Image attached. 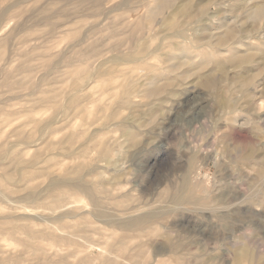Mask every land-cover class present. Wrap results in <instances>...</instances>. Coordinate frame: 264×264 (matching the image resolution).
I'll use <instances>...</instances> for the list:
<instances>
[{
  "label": "rangeland",
  "instance_id": "374dc122",
  "mask_svg": "<svg viewBox=\"0 0 264 264\" xmlns=\"http://www.w3.org/2000/svg\"><path fill=\"white\" fill-rule=\"evenodd\" d=\"M23 1L24 0H0V24H1L0 25V32H1L0 33V67L5 68L4 71L8 69L9 71L11 70L13 72L14 76L12 75L11 76L12 78L14 77V80L12 78H11L12 80L10 79L12 82H16L17 81L16 79L21 80V82L18 81L20 82L19 84L16 82L19 85V86L17 85V88H11V87L7 88L8 85L16 87L15 86L16 83L12 85L11 84L7 85L5 81H3V79L5 80V77H4L5 75H3L4 72L2 73L1 71L2 68H0V74H1L0 76V80H1L0 81V95L3 94L1 95L2 97L0 96V121L2 122V124L0 122V133L3 131L0 134V141H2V144L4 145V147L6 145L9 146V147L6 146L7 148L5 147V149H7L9 153L16 152V151L20 152L18 154V159H19L18 165H20V168H16L17 170L15 169L14 173H12L13 170L11 171L12 179L7 178L9 181L4 180L6 179V177H5V174L3 173V169L7 165L9 166L10 163L7 161V159L3 160V162L0 161L2 163V164L0 163L1 165L0 166V173H1L0 177H3L4 181L1 178L0 179L1 181H3V183L6 182V184L4 185L6 187V191L8 192V193L6 192V197L0 196V228H1L0 229V235H1L0 236V248H1L0 261L4 260L6 261L5 262L6 264H60V263L61 264H110L108 260H111L110 261L111 264L112 262H117V261H118L117 263L121 262V264L122 263L123 264H140V263L141 264H158L157 261L164 262L165 264H168V263L169 264H182V263L183 264H264V172H262L264 170V67H262L261 61L259 60L260 55L258 54L253 58L252 65L251 63L249 65H241V64L237 65V63L233 64L231 62L230 63L229 62H226V63L225 62H222V63L214 62L208 65L205 68V71L210 73L213 79L215 78L214 88L203 89L200 85L199 80L196 78L193 79V77H191V79H189L188 81L189 82L187 85L188 89L186 88V85H185V88H183V86H181V89L180 87H178L175 91L176 92L175 95L171 96L170 98H166L164 106L161 108V110L159 109V111H157L158 113L156 112V114L155 112L153 113L151 110L153 109L154 103L158 102L157 101L158 99L147 98L145 96L143 97L142 94L138 93L140 87H137L139 88L138 90H134L136 86L133 89L134 94L132 93L131 100L135 104H138V105L137 106L132 105L133 108L132 106L131 108L130 107L129 108L128 107H118L116 103L117 102L116 98L118 97L119 92H120V89H118L120 87L119 83L121 84L124 81L123 79H125L126 75L124 74L121 75L116 70L120 68L130 67L132 71L133 70L134 71L132 72L130 69L129 71L132 74H130L129 72V76L132 75L131 76L133 77L132 79L134 78L136 79V77H138L139 79L141 78L139 76L143 77L146 74V70H145L146 64L160 66L162 63L160 61L161 56L159 55L163 54L164 52H167L171 48L170 44L172 42L178 41V40L180 41L179 38H176V37L174 38L173 36L170 35L172 33L175 34L174 33L175 27H172L171 29L170 28L171 24L170 26L168 24L175 23V26H176V24L177 25L180 24L179 23L180 21L183 24L181 25V27L188 28V30L185 31V34H187L188 36V34H193V32L191 31V28H189L190 25L186 27L188 25L186 21L187 19H184L185 20L184 21L181 18L180 20L178 17L176 18V16L174 15V18L177 19V20L176 19L174 20H176L178 23L174 20L172 21L173 15H171L172 17L169 16L170 11H172L171 9V10L165 11L166 13L163 14V17L166 15L165 16L166 18L164 17V20H163L164 22L162 21L160 23V26H159V23L157 24L154 22L155 24L152 23L151 25H148V27L143 28L142 29L143 32L140 29L139 30L141 31L140 33L139 31H137V29H134L133 31L132 26H134V23H131L133 24L132 26L130 25L131 27L128 24H130V21L135 22L138 16H140L141 18L144 17V14L146 12L144 7H146L147 9V6L150 2L149 0H146L148 1L146 2L148 4L145 3L146 6H144L145 0L144 1L142 0L143 2L141 0H109L110 2L108 0H107L108 2H106V0H103L104 2L102 0H95V1L94 0L93 1L92 0L91 1L90 0L88 1L86 0H82V1L80 0H68V1L66 0H25L24 2ZM96 1H99L98 2L99 6L101 7L103 6L102 7L103 13H101V7H99L100 13L99 12L93 13L94 16L96 15L95 17H97V19L95 17L93 18V16L90 17V15H92V12L95 11V8L98 7V6L94 7L95 6L94 4L96 3ZM188 1H191V0H188ZM203 1L204 0L202 1L192 0L191 1L193 4H196L197 2L198 3L201 2L197 6L194 5V7H192L191 9L192 11H194L195 16L199 18L198 19L199 22L197 23L198 27L194 24V25H191V27L193 28L201 29L200 25L202 23L200 22V19L202 18V16L198 12L199 11L198 7L200 6V4L202 3L204 4ZM205 1L206 2L207 1H212V2L217 1V3H219L220 5L219 7L222 8L221 10H218L219 11L218 13H216L217 8H215L214 5H210L209 12L212 14L216 13L215 17L213 18L212 24L209 23L210 28H213V26L217 27L216 22H220L221 20H223V18H226L227 23H231L233 21L231 25H234V21H236L237 19V20H240L241 23L244 22L243 24L244 27L249 29V30L248 29L246 30L249 33L251 40L253 39L252 41L250 40L251 42L253 41L254 42L256 41L264 42V20L263 19L259 23L256 22L257 24L256 23L252 24L251 22L245 21L244 19L241 18L242 11L237 10L238 9L237 6L236 7L232 6L234 0H205ZM255 1L256 0H253L252 2H255ZM86 2H88V4H86ZM100 2H102L103 5ZM140 2L143 4L141 5ZM67 3H69L70 5H67ZM78 3L81 4L83 9L85 7L86 9L89 8L87 10L88 13L83 12V9H81V6ZM124 3H126L127 5H125ZM114 4L116 8H114L115 7ZM109 6L113 7V9ZM195 6L197 7V9L195 8ZM90 7L91 8L93 7L94 9L91 10ZM108 7L113 11H111ZM103 8H105L106 11H104L105 9ZM69 10L72 12L74 10L75 11L74 14L78 16L76 15L74 16L72 12H69L71 13L69 14L67 12ZM223 10L224 11L226 10V11L224 12ZM79 12H81L80 13L81 15L79 14ZM105 12L109 14L108 15L109 17L111 16L109 19L106 16ZM117 12H119L120 15ZM97 14H99L100 16L101 14H103L104 16L102 15L101 17H99V15L97 16ZM46 15L48 16L47 19H45ZM167 15L171 17V19L169 17L167 18ZM105 16L107 17V19L106 18L104 19ZM112 17L114 18L115 21H117L116 25L117 24L121 25L120 26L121 28L119 29H121L122 31L115 29L116 28L114 26L115 21L113 20ZM87 18H89L88 19L89 21L87 20ZM134 18L136 20H133ZM110 19H112L113 21ZM169 19L171 20V22L167 21ZM42 20L43 22H41ZM95 21L97 22L95 23ZM103 21H107L110 25L109 24L106 25V22L104 23ZM183 21L184 23H187V24H184ZM93 22L94 24H92ZM162 23L163 24L165 23L164 25L165 26L167 25L170 30L168 29L167 26L165 27ZM96 24H98L99 27ZM248 24L250 26H248ZM100 25H104V26L103 27L101 26L100 28ZM126 25L129 28H127ZM152 25H154V27L155 25L157 26L153 29L151 27ZM94 26H95V29H94L95 31H93ZM44 27L46 28V30ZM103 28H105V30ZM112 28L115 29L114 31L117 33H115L114 31L112 33L110 31L112 30ZM123 28L124 29L126 28L127 31L131 28L132 31L130 29L131 33L129 31L128 33L126 29L123 31ZM149 28L151 29V31ZM240 28H242V26ZM51 29H54L55 31L54 30L51 31ZM88 29L90 30L92 29L91 31L93 32H91ZM144 29L145 30L147 29L148 31L144 32ZM100 30L102 31L101 34L104 33L103 35L105 38L103 37V35L101 36V34L99 33L101 32ZM50 31H51V34L52 33L53 34L52 35L50 34L49 36L48 34L50 33ZM69 31L72 33H70ZM76 31L78 34L76 33ZM96 31L100 35H98ZM106 31L107 32L110 31L111 33H107ZM125 31L128 33V37ZM169 31H171L172 33ZM54 32H55V35H54ZM118 33H120L121 35L120 34L118 35ZM115 34H117V39H119L120 36L124 35L123 37H121V39L122 41L123 40L126 41V39L127 40L129 39L128 44L127 42H123V43H126L125 47H121L123 44V43H120L121 40L119 39L120 41L119 42L117 39H115V41L117 40L116 41L117 43L119 42L121 44V46L119 47L120 44L118 43V46L116 47L117 43H115L114 45L113 42L115 41L112 40L116 38ZM138 34H141L139 36V39H137ZM39 35L40 37L44 35L42 36L43 38H40L42 42L46 41L47 39L49 40H47V42H45L44 44L41 42V40H38ZM169 35L171 36V38ZM34 36H38V39ZM54 36H57V37H54ZM96 37L99 38L100 40L97 39ZM22 38L24 39L21 41ZM134 38L137 40H135ZM30 39L32 40V43L34 42V39H36L38 44L42 43V45L40 44H39L40 46L38 44L35 45L36 40H35V43H33L32 45V43L30 42L31 41ZM59 39L60 40L62 39V40L60 41ZM74 39L77 42L76 44H79V45L75 44ZM96 40L97 41L99 40L101 42V45L111 40L113 44L111 43L109 44H111L113 47L118 48L120 53H117L118 50H114L116 48H113V47L111 48V45L108 46L107 45L108 43L105 44L106 46L104 45V47H101L100 42H97ZM55 41L57 42V44H55ZM81 41H84V42L88 41V44L90 43V45L92 44V42L93 44L98 43L96 46L100 45V48L103 51L99 49V51H101L99 52L98 47H97V53L93 52L92 54L94 55L95 53V54H98V56L97 55L91 56L92 54L91 55L89 54L90 57L94 58L92 59L88 55V50L87 51L85 50V47L88 46L86 45L87 42L85 43L86 46L84 47V49H82V50H85L86 52L80 51V48L84 46V42L80 43ZM64 42H66L67 44L69 43L67 47H66V43ZM134 42H135V45L137 44L136 46L133 45ZM145 42L148 44H145ZM20 44H23V45H20ZM70 44H72L73 46ZM81 44L82 46H80ZM34 46H35V49H34ZM68 46H70V48ZM78 46L80 47L79 50L77 48ZM141 47L145 48L144 52H146V55L145 53H143V51L139 53L140 52L139 50ZM11 48H12V51H11ZM120 48H125V49L127 48L126 54L125 52L123 53L125 49L120 50ZM137 48H138V51H137ZM2 50L4 51L2 52ZM70 50H73L74 52ZM76 50L79 51L77 52L79 53L78 55L75 52ZM36 51L38 55L36 54ZM129 51L131 53H128ZM132 51L134 52L132 53ZM106 52L108 53V55ZM148 52H150V54H147ZM84 53H86V55ZM100 53L103 55V58H100L102 55H100L99 57ZM119 54L121 55L119 56ZM74 55L77 56L76 59ZM78 56L80 58H78ZM85 56H86V59L90 58L88 60H90L89 62L91 65L94 64L93 62L94 60H97V62L95 63L96 64L98 63L99 67H98V64L97 65L95 64L94 70L98 68L100 69L101 66L103 67L102 69H105V66H107L106 69H110L113 71L112 78H111L112 80L110 79V81L109 79L107 80L108 77H106L105 75L104 76L106 78H102L103 77L102 76L100 78H95L96 81H94L95 79L93 80L94 81L93 83L96 84L100 82L99 79H102L101 81L103 82H100V83L103 84L105 82L106 84H103V86L104 85L108 86L109 90H111L112 92L110 91V93H108L109 92L108 90H107L108 92L107 91L106 93L104 92L103 99L100 102L97 101L98 94L93 97H89L86 100H83L82 103L84 107H86V109H90L88 111L89 116L85 117L80 112L72 110L74 112L69 111L67 113V116L58 115V116L53 117V111H52V108H50L49 103H47L48 105L46 104L47 105L46 109H45L44 103L40 105L39 104L36 105L35 101L38 102V98L35 101L34 99H36V97H38V95L42 91H45L46 87H48L47 90H49V88L52 90L53 88L51 87L54 86V88L56 89H53L54 90L53 92H55L56 90L57 91L59 90L61 85H63L62 80H64V82L67 81L64 76L60 75L61 72L63 73L64 70L70 69V67L75 66L74 63H77L78 65H81V64L88 65L89 62L88 60L85 59ZM96 56L97 58L101 59V62H100V59L98 62V59L96 58ZM127 56L133 58L134 63L133 61L129 62L131 61V59ZM140 56L144 58L142 57L140 58ZM125 57L129 60H127ZM41 58L43 59L41 60ZM115 58H116V61L118 62H115L114 60ZM44 59L47 60V65L51 64L52 66L51 65L47 66L46 61ZM135 59L136 60L141 59L142 61L138 60L135 62ZM20 60L22 64H20ZM24 60L27 62V65L28 63L30 64L29 66H31V64L33 65L31 67L26 66L27 68L29 67V70H27L26 67H24L26 71H21L23 70L22 67L24 66V64L26 65V62ZM68 60H70L71 62ZM102 62L103 64H101L100 66V63ZM137 62L143 65L141 66ZM3 63H4V66L2 65ZM68 63L69 64L71 63L72 66L70 67L67 66ZM44 64L46 67L44 66ZM7 65L8 66L12 65L11 68L13 70ZM19 65L22 68L21 70L18 69L20 67ZM96 66L97 68H95ZM31 68H32V71L30 70ZM247 68L249 69V71L248 73L244 75L243 74L244 70H246ZM37 69L42 72L38 71ZM90 69L93 70V66L92 67L90 66ZM27 71L28 72L30 71V73L32 74L27 75L28 73ZM24 73H26V75ZM54 75L62 76L61 78H59V80H58V77L55 78V80L57 79L56 82L58 81V83H56L55 80L54 82L52 81ZM136 75H139V76H136ZM24 77H28V80H26L28 81V83L25 81V79L27 78H24ZM30 77H31V80H30ZM240 77H243V78H240ZM248 78H250V80L253 82L249 80L247 81L248 84L247 82L244 83L245 86L243 87L242 90L236 86L237 83L240 84V81L244 82ZM109 83L111 84L108 85ZM251 84L253 85L251 86ZM24 85H26L27 87ZM57 86H58V89H57ZM39 87H42L41 88L42 91L39 89ZM116 89H117V92L119 91L118 93L116 92V94L118 95L113 94L116 91ZM107 93H108V96H107ZM46 95H49V94H46ZM139 99L141 100L139 101ZM108 100L110 101L107 102ZM224 101L228 104L230 103L229 104L230 106L227 108H224L222 105V102ZM30 103H32V105ZM8 105L9 106L11 105L10 109H8L9 108L7 107ZM33 105L34 106L36 105L37 107L36 106L34 107ZM42 105L44 107H42ZM21 107L22 108L28 107V109L29 108L36 109L39 112L35 110H32V112H35V114L37 115L39 114V116H42L43 118H46V119L49 118L47 119V121H49L50 125L47 126L45 132L43 133V135H41L43 136L42 137L43 139H41L40 135L38 136L39 133H35V138L37 134V138H36L37 142L35 143H29L30 141L21 140L20 137H17L19 135L16 136V133H14L13 129H15L17 126H21L22 124H24L23 122L26 121V123L21 128L23 129L25 128L24 130L26 132L30 131L32 127V124L27 122L26 114L23 111H20L22 110ZM41 108H43V110ZM39 109L42 111H40ZM105 110H106V116H105ZM97 113L99 115H97ZM123 115H126V116H123ZM128 115L131 117L132 115H135L134 118H136L139 122L141 121L139 123L140 128L135 123H132L129 120H127L129 118ZM56 117L57 118L59 117V118L57 119ZM230 117H235L237 118L238 121L234 125L232 124L228 125V120L226 119H229ZM23 118H25L26 120ZM53 118H56V119H53ZM73 119H74V122H73ZM3 123H5L6 125ZM18 123H20V125H18ZM53 126L54 128L57 126L58 127L55 128V130H53L54 129ZM68 126H71V127H68ZM125 127L132 129L139 135L138 142H136L135 145H132V147L131 145H129V143L125 142L122 136V131ZM46 132H49V133H46ZM50 134L52 135V137L50 136ZM69 134L75 136L73 138V142H72L73 144L71 143L67 144L66 146L63 147V149L58 148L59 146H57V143L55 142L57 140L59 141L63 139ZM44 139H46V141ZM103 140L105 141L103 142ZM16 141L18 142V144H16L17 143ZM21 142L24 144H21ZM51 144L54 147L51 146ZM15 145L17 147H14ZM49 145H50V148H49ZM43 146L45 149L43 148ZM101 147L102 149H104L103 147L108 149L106 150L108 153L105 155V157L101 155L100 153L101 152L100 150H102ZM41 149L44 152H42ZM37 153H39L38 156L35 155ZM46 153L49 155H47ZM35 156L37 158H34ZM35 159L37 160V162ZM78 160H81V161H79L78 163ZM48 161H51V162H48ZM30 162L33 164L31 165ZM81 162L84 163L86 167H84V165ZM78 164L79 165L81 164L84 167L83 168L84 171H82V173L80 174L82 182H84V184L90 185L95 190L93 194V198L95 199L99 197H100L99 199L102 198L101 201L98 200V203L100 202L98 205L99 206L101 205V208H98V209H101L105 213L107 211H108L107 213H110V212L112 213L117 210L116 213H112L111 215H114V216L119 215L120 217L121 215L122 217L123 216L127 217V216H130L131 214L132 216L133 214H135L134 216H138L143 213L150 212L152 210H156V211L158 210L156 212V215L151 214L149 218L147 217L146 219L147 222H145L139 228H135V229L132 227H128V228L122 227L121 228L116 222H114V220L97 219L99 217L95 215L96 207H94V203L92 202V197L89 195H88L89 197H85L87 196V194L82 190L81 192L80 189H76L73 185H67V184L62 185L63 183L62 184L60 183L58 184V186L54 187L55 189L45 188V186H47L48 184L47 181H50V179L52 178H64L68 170L76 168L75 166L76 165L78 166ZM1 167L3 169H1ZM21 169L25 173H23ZM260 171L262 175H258ZM20 172H22V175ZM28 173L31 174V177H30L31 179H29L28 177L27 180H24L26 178V174ZM23 174L25 176H23ZM44 178L46 179V181ZM8 182H11V183L7 184ZM33 187H36V188L38 187L39 189V191L37 190L38 193L32 194L31 190ZM128 188L130 189V191ZM53 191L58 192V193L63 192L61 196L59 197V200L54 199V197L52 196ZM118 191H121V192L119 193ZM180 194L181 195L183 194L182 196L186 194V197H184V199L180 202H177V203L174 202V198ZM89 198L91 199L89 200ZM187 199L189 201H187ZM90 202L93 204H91ZM102 204L103 205L105 204L104 207L102 206ZM105 206L107 207L106 209H105ZM127 207H133V208H131L127 212H124L125 213L124 215L123 213L119 212V211L122 212V210L126 209ZM85 208L88 210H86ZM109 208H112V209L109 210ZM62 209L64 210L62 211ZM80 209H81V212H80ZM90 210L95 211V212H92ZM17 211L18 213H15ZM150 217L152 218L150 219ZM15 223H18V224H15ZM1 225L4 228H2ZM6 226L8 228L14 227L12 228L13 231L8 228L6 229ZM23 227L25 228V230ZM15 228L18 229L19 231L17 230L16 232ZM28 228L32 231L35 230L34 232H36L35 234L36 236L33 235L32 238H30L31 236H29V233H28L30 230H28ZM20 229L23 230V232L21 233L24 234V236L19 233L20 231H22ZM7 231L11 232L12 236H10L11 234L8 233ZM4 232L6 235L3 234ZM51 232L52 234H50ZM43 233L46 234L45 235L46 238L43 236L44 235ZM53 233H54V237H53ZM27 235L29 236V239L27 238L28 237ZM37 236L39 238H37ZM21 237H25V239L22 238V240L24 239L23 241H25L27 238L30 242H31L30 239H32V241L34 242V239L36 238L35 243L39 239L40 240L42 238H43L42 240L45 239L46 241L45 242L43 241L44 243L42 241L40 242L37 241V243H40L42 247H46L45 251L42 248V250L40 249L36 255L32 254L33 252L30 253V251L27 250L28 247L26 248L25 242L23 243V241L21 240ZM59 238L60 240L62 238V240L59 241L58 240ZM52 239L54 243H52L51 241ZM66 240L68 243L66 242ZM20 241L22 242L19 243ZM41 242L45 246H43ZM20 247L23 249H21ZM7 248L9 249L7 250ZM24 248L27 250V252ZM245 249H247L249 252V257H246V258H244L243 255H241L242 251ZM12 250L15 252H13ZM22 250H25V251H22ZM41 251L45 255L44 254L42 255ZM20 252H22V254H20ZM2 254L3 256H1ZM98 254H100L99 257H97ZM103 254L107 256H104ZM114 257H118L120 259L114 258ZM11 258H13L14 261H12ZM9 260L11 261L9 262Z\"/></svg>",
  "mask_w": 264,
  "mask_h": 264
},
{
  "label": "bare ground",
  "instance_id": "6f19581e",
  "mask_svg": "<svg viewBox=\"0 0 264 264\" xmlns=\"http://www.w3.org/2000/svg\"><path fill=\"white\" fill-rule=\"evenodd\" d=\"M25 1V0H24ZM23 1V2H24ZM66 1H68V0H66ZM80 1H82V0H80ZM80 1H78V2H80ZM86 1H88V0H86ZM91 1V0H90ZM93 1V0H92ZM95 1V0H94ZM103 1V0H102ZM109 1V0H108ZM107 0H106V2H108ZM142 1V0H141ZM144 1V0H143ZM142 1V2H143ZM150 2H149V4L148 3H146V2H148V1H146L145 0V2H144V6H146V4H148V6H147V9H146V7H144L145 8V10H146V12H145V14H144V17L143 18H141L140 16H138V17H140L141 18V20H140V18H138L137 17V20L134 18L133 20H136L135 22L134 21H130V24H128L129 26L131 25H133V24H131V23H134V26H132V28H133V31H134V29H137V31H139L140 29L142 30L143 28H146V27H148V25H151L152 23H159V26H160V23L164 20V17L166 16H164L163 17V14H165L166 12L165 11H168V10H171L172 9V11H170V15L169 16H171V15H173V19H172V21L174 20V19H176L177 17L181 20V18L184 20V19H187L186 21H187V23H188V25L186 26V27H188L189 25H190V27L189 28H191V31L193 32V34H188V36H187V34H185V31H187L188 30V28H185V27H181V25H183L180 21H179V25H177L176 24V26H175V23L173 24V23H166V24H168L169 26H170V24H171V29H172V27H175L174 28V33L175 34H173L171 31H169V32H171L172 34H170L171 36H173L174 38L176 37V38H179L180 39V41L178 40V41H174V42H172L170 45H171V48L167 51V52H164L163 54H161V55H159V56H161V65L160 66H155V65H150V64H146V74H145V76H139V75H136V76H139V77H141V78H139L138 79V77H136V79L134 78V79H132L133 77H131L132 75H130L129 76V70L131 69L130 67H128V68H120V69H118V70H116L119 74H121V75H126V77L125 76H123V77H125V79H123L122 81V83L120 84L119 83V85H120V87L118 88V89H120V92H119V95L118 94H116V92H117V89H116V91L113 93V94H116V95H118V97L116 98L117 100V105H118V107H130L131 108V106L132 105H138V104H135L132 100H131V95H132V93L134 92L133 91V89L135 88V86H136V88L137 87H140V89L139 88H135L134 90H138L139 89V91H138V93H140V94H142L143 95V97L145 96V97H147V98H155V99H158L157 101L158 102H156V103H154V105H153V109L151 110L153 113L155 112V114H156V112L157 111H159V109L161 110V108L164 106V104H165V101H166V98H170L171 96H174L175 95V91H176V89L178 88V87H180V89H181V86H183V88H185V85H186V88H187V85H188V81H189V79H191V77H193V79L194 78H196V79H198L199 80V82H200V85H201V87L203 88V89H212V88H214L215 87V78L213 79V77H212V75L210 74V73H208V72H206L205 71V68L208 66V65H210V64H212V63H222V62H231V63H237V65H239V64H241V65H249L250 63H251V65L253 64L252 62H253V58L256 56V55H260L259 56V60L261 61V65H262V67H264V42L263 41H256V42H251L252 40H251V37L249 36V33L247 32V30L246 29H248V28H246V27H244V22H240V20H237L236 19V21H234V25H231L232 23H233V21L231 22V23H227V20H226V18H223V20H221L220 22H216L217 23V27H214L213 26V28H210V25H209V23H211L212 24V22H213V18L215 17V15H216V13H218L219 11L218 10H221L222 8L221 7H219L220 5H219V3H217V1H203L204 2V4L202 3V4H200V6L198 7V9H199V13L201 14V16H202V18L200 19V22L202 23L200 26V28L201 29H199V28H193V27H191V25H196L197 26V23L199 22V18L198 17H196L195 16V13H194V11H192L191 9H192V7H194V5H199V3H201V2H197L196 4H193L191 1H188V0H149ZM202 1V0H201ZM253 0H234V2H233V4H232V6H237L238 7V9L237 8H235V9H237V10H241L242 11V16H241V18L242 19H244L245 21H248V22H251L252 24L254 23H259V22H261L262 21V19L264 20V0H256L255 2H252ZM16 2V1H15ZM99 1H96V3L95 2H93V3H95L94 5V7H96V6H98L97 8H95V11H93L92 12V15H90V17L91 16H93V18L96 16H94L93 15V13L95 12H99L100 13V10H99V7H101V6H99L98 3ZM104 2V1H103ZM110 2V1H109ZM118 2H120V1H118ZM128 2V1H127ZM138 2V1H137ZM214 2H216V3H214ZM30 3V2H29ZM90 3V2H89ZM101 4H102V2H100ZM135 3V2H134ZM141 3V2H140ZM146 3V4H145ZM222 3V2H221ZM220 3V4H221ZM34 4V3H33ZM44 4V3H43ZM79 4V3H78ZM86 4H88V2H86ZM120 4V3H119ZM125 5H127L126 3H124ZM143 3H141V5H142ZM67 5H70L69 3H67ZM80 6H81V4H79ZM78 5V6H79ZM84 5V4H83ZM103 5V4H102ZM106 5V4H105ZM118 5V4H117ZM140 5V4H139ZM210 5H214L215 6V8H217V10H216V13L214 14H212V13H210L209 12V7H210ZM43 6V5H42ZM57 6V5H56ZM79 6V7H80ZM114 6H115V4H114ZM195 6V8L197 9V7ZM103 7V6H102ZM102 7H101V13H103V10H102ZM109 7H111V6H109ZM108 7V8H109ZM231 7V6H230ZM78 8V7H77ZM91 8V7H90ZM112 9H113V7H111ZM114 8H116V6L114 7ZM118 8H119V6H118ZM123 8V7H122ZM194 8V9H195ZM81 9H83L82 8V6H81ZM89 9V8H88ZM88 9H86V7L83 9V12H85V13H88ZM92 9H94L93 7L91 8V10ZM103 9H105V8H103ZM110 9V8H109ZM139 9V8H138ZM231 9V8H230ZM19 10V9H18ZM31 10V9H30ZM30 10H29V12H30ZM64 10H66V9H64ZM78 10V9H77ZM80 10V9H79ZM85 10V11H84ZM91 10H90V12H91ZM99 10V11H98ZM108 10V9H107ZM111 10V9H110ZM122 10V9H121ZM45 11V10H44ZM87 11V12H86ZM104 11H106V9L104 10ZM111 11H113V10H111ZM124 11V10H123ZM208 11V12H207ZM224 11V10H223ZM226 11V10H225ZM224 11V12H225ZM21 12V11H20ZM25 12V11H24ZM68 13L69 12H72V11H67ZM74 10H73V12H72V14L75 16L76 14H74ZM77 12V11H76ZM192 12H193V14H192ZM196 12V11H195ZM3 13V12H2ZM81 12H79V14H80ZM106 13V12H105ZM108 13H110V12H108ZM117 13H119V12H117ZM239 13V12H238ZM7 14V13H6ZM35 14V13H34ZM69 14H71V13H69ZM78 14V13H77ZM83 14V13H82ZM126 14H128V13H126ZM130 14V13H129ZM221 14V13H220ZM226 14V13H225ZM230 14V13H229ZM43 15V14H42ZM65 15H67V14H65ZM81 15V14H80ZM79 15V16H80ZM85 15V14H84ZM99 14H97V16H98ZM103 14H101V16H102ZM109 14H107L106 13V16L108 17V19L111 17H109L108 16ZM114 15V14H113ZM119 15H120V13H119ZM124 15V14H123ZM122 15V16H123ZM174 15L176 16V18H174ZM231 15V14H230ZM61 16V15H60ZM74 16H73V18H74ZM76 16H78V15H76ZM88 16V15H87ZM100 15H99V17H101ZM104 16V15H103ZM104 17V19L106 18L107 19V17ZM128 16V15H127ZM168 15H167V18L169 17ZM5 17V16H4ZM47 15H46V18L45 19H47ZM120 17V16H119ZM118 17V18H119ZM125 17H126V15H125ZM172 17V16H171ZM171 17H169L170 19H171ZM41 18V17H40ZM69 18V17H68ZM96 19H97V17H95ZM113 18V17H112ZM117 18V19H118ZM131 18V17H130ZM163 18V19H162ZM166 18V17H165ZM42 19V18H41ZM54 19V18H53ZM80 19H81V17H80ZM89 18H87V20H88ZM102 19V18H101ZM103 19V20H104ZM116 19V18H115ZM167 20L168 22L170 21L171 22V20ZM83 20V19H82ZM86 20V19H85ZM93 20V19H92ZM110 20H112V19H110ZM113 20H114V18H113ZM112 20V21H113ZM121 20V19H120ZM131 20V19H130ZM139 20V21H138ZM177 20V19H176ZM176 20H174V21H176ZM38 21H39V19H38ZM37 21V22H38ZM74 21V20H73ZM89 21V20H88ZM102 21V20H101ZM109 21V20H108ZM115 21V20H114ZM158 21V22H157ZM166 21V20H165ZM185 21V20H184ZM184 21H183V23H184ZM189 21V22H188ZM219 21V20H218ZM35 22V21H34ZM41 22H43V20L41 21ZM71 22V21H70ZM97 21H95V23H96ZM104 23L106 22V25L107 24H109L107 21H103ZM111 22V21H110ZM116 22L117 21H115L114 22V26L116 27L115 29H118V30H121V29H119V28H121L120 26V24H117L116 25ZM144 22V23H143ZM164 22V21H163ZM177 22V21H176ZM39 23V22H38ZM119 23V22H118ZM123 23V22H122ZM154 23V24H155ZM178 23V22H177ZM187 23H184V24H187ZM256 23V24H257ZM23 24V23H22ZM41 24V23H40ZM59 24V23H58ZM85 24V23H84ZM92 24H94V22L92 23ZM99 24V23H98ZM98 24H96L98 27H99V25ZM113 24V23H112ZM163 24V23H162ZM161 24V25H162ZM165 24V23H164ZM163 24V25H164ZM200 24V23H199ZM241 24V25H240ZM1 25V24H0ZM25 25V24H24ZM69 25V24H68ZM73 25H74V23H73ZM110 25V24H109ZM119 25V26H118ZM29 26V25H28ZM55 26V25H54ZM70 26H72V25H70ZM81 26V25H80ZM89 26H90V24H89ZM101 26L103 27L104 25H100V28H101ZM117 26H118V28H117ZM130 26V27H131ZM157 25H155V27H156ZM165 26V25H164ZM167 26V25H166ZM165 26V27H166ZM242 26V28H240ZM245 26H247V25H245ZM248 26H250L249 24H248ZM18 27V26H17ZM21 27V26H20ZM23 27V26H22ZM26 27V26H25ZM46 27V26H45ZM44 27V28H45ZM92 27V26H91ZM110 27V26H109ZM123 27V26H122ZM125 27V26H124ZM126 27L127 28H129L127 25H126ZM153 29L155 28L154 27V25H152L151 26ZM150 27V28H151ZM168 27V26H167ZM177 27V28H176ZM198 27V26H197ZM38 28V27H37ZM36 28V29H37ZM43 28V29H44ZM57 28V27H56ZM61 28V27H60ZM89 28V27H88ZM97 28V27H96ZM99 28V29H100ZM106 28V27H105ZM105 28H103L104 30H105ZM149 28V29H150ZM162 28V27H161ZM240 28V29H239ZM258 28V27H257ZM95 29V26H94V28H93V31H95L94 30ZM98 29V28H97ZM96 29V30H97ZM110 29V28H109ZM115 29H113L112 28V30H110L112 33H113V31L115 30ZM126 29V28H125ZM124 28H123V31L125 30ZM131 29V28H130ZM130 29L128 30L130 33H131V31H132V29H131V31H130ZM168 29H169V27H168ZM167 29V30H168ZM237 29H239V30H237ZM40 30V29H39ZM45 30H46V28H45ZM52 30H54V29H51V31ZM57 30H59V29H57ZM70 30V29H69ZM88 30H90V29H88ZM87 30V31H88ZM92 30V29H91ZM90 30V31H91ZM107 30H108V28H107ZM170 30V29H169ZM190 30V29H189ZM200 30V31H199ZM241 30V31H240ZM246 30V31H245ZM249 30V29H248ZM257 30V29H256ZM7 31V30H6ZM19 31V30H18ZM51 31H50V33L48 34L49 36H50V34H51ZM55 31V30H54ZM93 31H91V32H93ZM101 31V30H100ZM110 31H106L107 33H111ZM122 31V30H121ZM126 31H127V29H126ZM125 31V33H127ZM136 31V32H137ZM145 31H148L147 29L145 30L144 29V32ZM150 31H151V29H150ZM149 31V32H150ZM165 31V30H164ZM31 32H32V30H31ZM42 32V31H41ZM44 32V31H43ZM48 32V31H47ZM58 32V31H57ZM70 32V31H69ZM80 32V31H79ZM115 32V31H114ZM128 32V33H129ZM135 32V33H136ZM140 33H141V31H139ZM142 32H143V30H142ZM159 32V31H158ZM1 33V32H0ZM4 33V32H3ZM2 33V34H3ZM20 33V32H19ZM64 33V32H63ZM68 33V32H67ZM70 33H72V32H70ZM73 33H74V31H73ZM76 33H77V31H76ZM96 33H98L97 31H96ZM100 34L102 33V31L101 32H99ZM98 33V35H100ZM115 33H117V32H115ZM124 33V34H125ZM128 33H127V37H128ZM134 33V32H133ZM53 34V33H52ZM51 34V35H52ZM78 34V33H77ZM81 34V33H80ZM104 34V33H103ZM103 34H101V36L103 35ZM120 33H118V35H119ZM168 34V33H167ZM24 35V34H23ZM54 35H55V32H54ZM65 35V34H64ZM86 35V34H85ZM85 35H83V36H85ZM88 35V34H87ZM112 35V34H111ZM116 35V38H114V39H112L111 37V39L112 40H114L115 41V39H117V34H115ZM115 35H113V36H115ZM121 35V34H120ZM132 35V34H131ZM141 34H138L137 36V39H139V36H140ZM149 35V34H148ZM163 35V34H162ZM169 35V36H170ZM13 36V35H12ZM42 36H44V35H42ZM40 37V35H39V39H38V36H34V37H36L38 40H41L40 38H43V37ZM66 36H67V34H66ZM65 36V37H66ZM77 36V35H76ZM101 36H100V38H101ZM124 36V35H123ZM123 36H118L119 37V39L121 40V42L119 41V39H117L120 43H123V42H127V44H128V40L126 39V41H122V39H121V37H123ZM166 36V35H165ZM169 36H168V38H169ZM171 36H170V38H171ZM184 36H186V37H184ZM20 37V36H19ZM32 37V36H31ZM33 37V38H34ZM54 37H57V36H54ZM64 37V38H65ZM74 37V36H73ZM103 37H104V35H103ZM125 37H126V35H125ZM135 37V36H134ZM148 37V36H147ZM153 37V36H152ZM160 37V36H159ZM167 37V36H166ZM9 38V37H8ZM29 38V37H28ZM45 38V37H44ZM97 38V37H96ZM105 38V37H104ZM162 38V37H161ZM253 38V37H252ZM10 39H12V38H10ZM24 38H22L21 39V41L23 40ZM32 39V38H31ZM30 39V40H31ZM47 39V38H46ZM46 39H44V40H46ZM55 39V38H54ZM77 39V38H76ZM84 39V38H83ZM97 39H99V38H97ZM135 39V38H134ZM137 39H135V40H137ZM163 39V38H162ZM254 39H256V38H254ZM35 40L36 39H34V42L33 43H35ZM47 40H49V39H47ZM47 40L46 41H44V42H42V40H41V42L42 43H44L45 44V42H47ZM57 40V39H56ZM60 40V39H59ZM62 40V39H61ZM60 40V41H61ZM79 40V39H78ZM86 40V39H85ZM100 40V39H99ZM97 41V42H100V41ZM116 40V41H117ZM133 40V39H132ZM143 40V39H142ZM160 40V39H159ZM251 40V41H250ZM27 41V40H26ZM67 41V40H66ZM71 41V40H70ZM74 41H75V39H74ZM89 41V40H88ZM88 41H81L80 43H83L84 42V46H82V44L80 45V46H82V48H80L79 46L77 47L78 48V50H79V48H80V51H84V52H86L87 50H88V55L90 54H92L93 52H96L97 53V47H98V51H99V49L100 50H102L101 48H100V45H101V42H100V45H98V46H96L97 44H93V42H92V44L90 45V43L88 44ZM95 41V42H96ZM102 41V40H101ZM108 41V40H107ZM113 42L114 43V45H115V43H117V42ZM134 41V40H133ZM147 41V40H146ZM151 41V40H150ZM149 41V42H150ZM168 41V40H167ZM31 43H32V40L30 41ZM29 42V43H30ZM72 42V41H71ZM87 42V44L86 45H88L87 47H85L86 45H85V43ZM118 42V43H119ZM169 42V41H168ZM23 43V42H22ZM26 43V42H25ZM33 43H32V45H33ZM42 43H39L40 45H42ZM64 43H66V42H64ZM77 42L75 41V44H76ZM104 43V42H103ZM106 43H108L107 45L108 46H110L111 44H113L112 42H111V40L110 41H108V42H106ZM105 43V44H106ZM109 43H111V44H109ZM118 43H117V45H116V47L118 46ZM119 43V44H120ZM139 43V42H138ZM36 44H38V42H37V40H36V43H35V45ZM38 44V45H39ZM55 44H57V42L55 41ZM69 44V43H68ZM67 43H66V47H67V45H68ZM73 44V43H72ZM72 44H70V45H72ZM105 44H102L101 45V47H104V45ZM125 44L126 43H123L122 44V46H121V44L119 45V47L121 46V47H125ZM132 44V43H131ZM144 44V43H143ZM145 44H148V43H146L145 42ZM150 44V43H149ZM11 45V44H10ZM20 45H23V44H20ZM39 45V46H40ZM60 45V44H59ZM76 45H79V44H76ZM124 45V46H123ZM133 45H135V42H134V44ZM137 45V44H136ZM135 45V46H136ZM151 45V44H150ZM31 46V45H30ZM44 46V45H43ZM56 46H58V45H56ZM73 46V45H72ZM75 46V45H74ZM106 46V45H105ZM127 46V45H126ZM167 46V45H166ZM24 47H25V45H24ZM33 47V46H32ZM60 47V46H59ZM69 48H70V46H68ZM84 47H85V50H82V49H84ZM113 46L111 45V48H112ZM116 47H113V48H116ZM143 47V46H142ZM140 48V52L139 53H141L142 51H143V53H145V55H146V52H144L145 51V48ZM145 47H147V46H145ZM148 47H149V45H148ZM170 47V46H169ZM27 48V47H26ZM25 48V49H26ZM62 48V47H61ZM69 48H67V49H69ZM76 48V49H77ZM7 49V48H6ZM30 49V48H29ZM34 49H35V46H34ZM33 49V50H34ZM36 49H37V47H36ZM110 49V48H109ZM121 49H125V48H120V50ZM136 49V48H135ZM27 50V49H26ZM45 50V49H44ZM66 50V49H65ZM73 50H74V48H73ZM73 50H70V51H73ZM78 50H76L75 52L77 53V52H79ZM114 50H118V48H116V49H114ZM126 50H127V48L123 51V53L125 52V54H126ZM4 50H2V52H3ZM11 51H12V48H11ZM20 51V50H19ZM103 51V50H102ZM119 51V50H118ZM117 51V53H120V51L118 52ZM136 51V50H135ZM137 51H138V48H137ZM158 51V50H157ZM48 52V51H47ZM51 52V51H50ZM74 52V51H73ZM91 52V53H90ZM99 52H101V51H99ZM98 52V53H99ZM114 52V51H113ZM134 51H132V53H133ZM161 52V51H160ZM16 53V52H15ZM24 53V52H23ZM65 53V52H64ZM107 53V52H106ZM105 53V54H106ZM115 53H116V51H115ZM128 53H131L130 51L128 52ZM138 53V52H137ZM152 53V52H151ZM19 54V53H18ZM26 54V53H25ZM36 54H37V51H36ZM42 54V53H41ZM48 54V53H47ZM75 54V53H74ZM79 53H77V55H78ZM80 54H81V52H80ZM85 55H86V53H84ZM102 54H103V52H102ZM101 53L99 54V57H100V55H102ZM105 54H104V56H105ZM134 54H136V53H134ZM147 54H150V52H148ZM4 55V54H3ZM3 55H2V57H3ZM20 55H21V53H20ZM19 55V56H20ZM38 55V54H37ZM45 55V54H44ZM52 55V54H51ZM54 55V54H53ZM55 55H57V54H55ZM60 55V54H59ZM83 55V54H82ZM88 55H87V57H88ZM90 55H89V57H90ZM95 55H97L98 56V54H95L94 53V55L92 54L91 56H95ZM107 55H108V53H107ZM113 55V54H112ZM121 54H119V56H120ZM123 55V54H122ZM139 55V54H138ZM158 55V54H157ZM65 56V55H64ZM70 56V55H69ZM73 56V55H72ZM97 56H96V58H97ZM115 56H117V55H115ZM114 56V57H115ZM126 56V55H125ZM131 56V55H130ZM133 56V55H132ZM148 56V55H147ZM18 57V56H17ZM16 57V58H17ZM51 57V56H50ZM56 57V56H55ZM61 57V56H60ZM63 57V56H62ZM74 57H75V59H76V57L77 56H75L74 55ZM123 57V56H122ZM127 57H129V56H127ZM142 56H140V58H141ZM153 57V56H152ZM26 58V57H25ZM54 58V57H53ZM78 58H80L79 56H78ZM84 58V57H83ZM90 58H92V57H90ZM90 58H88V59H90ZM95 58V59H96ZM100 58H103V55L100 57ZM100 58H97L98 59V62H99V59ZM126 58V57H125ZM124 58V59H125ZM130 59H131V61H129V62H132L133 61V58H131V57H129ZM135 58H136V56H135ZM142 58H144V57H142ZM159 58V57H158ZM157 58V59H158ZM23 59V58H22ZM33 59V58H32ZM43 58H41V60H42ZM52 59V58H51ZM70 59H72V58H70ZM85 59H86V56H85ZM88 59H86V60H88ZM92 59H94V58H92ZM91 59V60H92ZM119 59H120V57H119ZM123 59V58H122ZM122 59H121V61H122ZM127 59V58H126ZM149 59V58H148ZM2 60V59H1ZM26 60V59H25ZM24 60V61H25ZM37 60H38V58H37ZM45 60V59H44ZM74 60V59H73ZM115 60V62H118V61H116V58L114 59ZM127 60H129V59H127ZM138 60H141V59H135V62L136 61H138ZM27 61V60H26ZM25 61V62H26ZM32 61V60H31ZM46 61V65H47V60H45ZM68 61H70V60H68ZM77 61H78V59H77ZM90 60H88V62H89ZM103 61V60H102ZM106 61H108V60H106ZM142 61V60H141ZM151 61V60H150ZM7 62V61H6ZM10 62V61H9ZM28 62V61H27ZM27 62H26V65L24 64V66L22 67L23 68V70H21L22 68H21V66L18 68V66H17V68L19 69V70H21V71H26V69L27 70H29V67H31L33 64H31V66H29L30 64L28 63V65H27ZM33 62V61H32ZM31 62V63H32ZM43 62V61H42ZM71 62V61H70ZM94 62V64L93 65H91L90 64V62H89V64H90V66L92 67L93 66V70L92 69H90V66H89V64L87 65V64H81V65H78L77 63H74V65L75 66H73V67H70V66H72V64L70 65L69 63L67 64V66H69L70 67V69H67V68H65V69H67V70H64V68H63V73L61 72V74L60 75H62V76H64L65 77V79L67 80H65L66 82H64V80H62V79H60V80H62L63 81V85H59L60 86V88H59V90L57 91H55V92H53L54 90L53 89H56V88H54V86L53 87H51V88H53L52 90L49 88V90H47L48 89V87H46V89H45V91H42L41 90V88L42 87H39V89L42 91L41 93H42V95H41V93L38 95V97H36V99H34V101L35 100H37V98H38V102L37 101H35V103H36V105L37 104H43L44 103V106H45V109H46V106L48 105L47 103H49V105H50V108H52V111H53V117H55V116H58V115H66L67 116V113L70 111H72V110H75V111H78V112H80L83 116H89V110L90 109H86V107H84V105H83V100H86L87 98H89V97H93V96H95V95H97L98 94V99H97V101H102V99H103V94H104V92L106 93V91L108 92V93H110V91L111 90H109V87L108 86H103V84H106L105 82L102 84V83H100V82H103V81H101L102 79H99L100 80V82L99 83H96V84H94L93 82L94 81H96V79L95 78H100V77H102V78H106V77H108L107 78V80L109 79V81H110V79L112 78V74H113V71L112 70H110V69H106V67L107 66H105V65H103V66H105V69H102L103 67L101 66V64H103V62L102 63H100V66H101V68L99 69H95L94 70V66H95V62H97V60H94L93 61ZM92 62V63H93ZM100 62H101V59H100ZM124 62V61H123ZM125 62H127V61H125ZM140 62V61H139ZM144 62V61H143ZM19 63V62H18ZM73 63V62H72ZM106 63V62H105ZM133 63H134V61H133ZM138 63V62H137ZM136 63V64H137ZM142 63V62H141ZM158 63V62H157ZM10 64V63H9ZM20 64H22L21 63V60H20ZM56 64V63H55ZM54 64V65H55ZM80 64V63H79ZM98 64V63H97ZM96 64V65H97ZM138 64H140V63H138ZM3 66H4V63L2 64ZM15 65V64H14ZM37 65V64H36ZM41 65H42V63H41ZM49 65H51V64H49ZM49 65H47V66H49ZM53 65V66H54ZM141 65V64H140ZM139 65V66H140ZM143 65V64H142ZM141 65V66H142ZM216 65V64H215ZM240 65V66H241ZM257 65V64H256ZM5 66H6V64H5ZM8 66V65H7ZM12 66V65H11ZM11 66H8V67H10L11 68ZM26 66H29L28 68L26 67ZM44 66H45V64H44ZM52 66V65H51ZM60 66H62V65H60ZM137 66V65H136ZM136 66H135V68H136ZM140 66V67H141ZM217 66V65H216ZM236 66V65H235ZM24 67H26V69H24ZM37 67V66H36ZM36 67H34V68H36ZM38 67H39V65H38ZM46 67V66H45ZM98 67H99V64H98ZM138 67V66H137ZM139 67V68H140ZM218 67V66H217ZM250 67H252V66H250ZM0 68H2V73H3V75H5L4 77H5V80L3 79V81H5V83L8 85V84H14V83H20L21 82V80L19 79H16L17 81L16 82H12L11 80L13 79L14 80V77L12 78V76H14V74H13V72L10 70H8V69H6L5 71H4V69L5 68H3V67H0ZM16 68V69H17ZM41 68V67H40ZM39 68V69H40ZM95 68H97V66L95 67ZM144 68V67H143ZM142 68V69H143ZM12 69V68H11ZM17 69V70H18ZM43 69V68H42ZM45 69V68H44ZM55 69V68H54ZM53 69V70H54ZM58 69V68H57ZM61 69V68H60ZM13 70V69H12ZM31 71H32V68L30 69ZM38 70V69H37ZM49 70V69H48ZM38 71H40V70H38ZM46 71V70H45ZM58 71V70H57ZM62 71V70H61ZM131 71H132V69H131ZM134 71V70H133ZM132 71V72H133ZM136 71H138V70H136ZM141 71V70H140ZM248 71H249V69L247 68L246 70H244V75L246 74V73H248ZM19 72V71H18ZM28 72V71H27ZM26 72V73H27ZM40 72H42V71H40ZM39 72V73H40ZM145 72V71H144ZM26 73H24L25 75H26ZM29 73V74H28ZM27 73V75H30V74H32V73H30V71ZM37 73V72H36ZM117 73V74H118ZM118 74V75H119ZM130 74H132L131 72H130ZM137 74V73H136ZM2 75V76H3ZM12 75V76H11ZM22 75V74H21ZM34 75H35V73H34ZM43 75V74H42ZM45 75V74H44ZM47 75V74H46ZM49 75V74H48ZM59 75V74H58ZM106 77H105V76ZM141 75V74H140ZM251 75V74H250ZM0 76H1V74H0ZM33 76V75H32ZM53 76V75H52ZM62 76H55L54 75V77H53V80L52 79H50V80H52L53 82H54V80H55V78L56 77H58V80H59V78H61ZM134 76V75H133ZM18 77V76H17ZM16 77V78H17ZM64 77H63V79H64ZM135 77V76H134ZM245 77V76H244ZM248 77H249V75H248ZM12 78V79H11ZM22 78V77H21ZM24 78H27V79H25V81L26 80H28V77H24ZM23 78V79H24ZM36 78V77H35ZM47 78V77H46ZM50 78V77H49ZM240 78H243V77H240ZM247 78V77H246ZM11 79V80H10ZM48 79V78H47ZM95 79V80H94ZM245 79V78H244ZM30 80H31V77H30ZM57 80V79H56ZM56 80H55V82H56ZM94 80V81H93ZM112 80V79H111ZM120 80V79H119ZM239 80V79H238ZM250 80V78H248L247 80H245L244 82H241L240 81V84H238L237 83V87L238 88H240L241 90L243 89V87L245 86L244 85V83H246L247 81H249ZM1 81V80H0ZM18 81H20V82H18ZM33 81V80H32ZM47 81V80H46ZM98 81V80H97ZM108 81V82H109ZM114 81V80H113ZM251 81V80H250ZM23 82V81H22ZM27 83H28V81H26ZM107 82V81H106ZM119 82V81H118ZM251 82H253V81H251ZM4 83V84H5ZM16 83V87H14V86H7L6 84V86H7V88H9V87H11V88H17V84ZM24 83V82H23ZM26 83V84H27ZM47 83V82H46ZM56 83H58V81L56 82ZM59 83H60V81H59ZM65 83V84H64ZM115 83V82H114ZM139 83V84H138ZM1 84H2V82H1ZM4 84H3V86H4ZM48 84H50V83H48ZM48 84H47V86H48ZM101 85V87H100V85ZM111 83H109L108 85H110ZM117 84V83H116ZM234 84V83H233ZM247 84H248V82H247ZM22 85V84H21ZM32 85H33V83H32ZM43 85H44V83H43ZM113 85V84H112ZM111 85V86H112ZM139 85V86H138ZM191 85V84H190ZM190 85H189V87H190ZM253 84H251V86H252ZM19 86V85H18ZM24 86H26V85H24ZM49 86H51V85H49ZM56 86V85H55ZM110 86V87H111ZM118 86V85H117ZM27 87V86H26ZM231 87V86H230ZM236 87V88H237ZM247 87V86H246ZM6 88V87H5ZM25 88V87H24ZM112 88V87H111ZM117 88V87H116ZM182 88V89H183ZM233 88V87H232ZM3 89H4V87H3ZM30 89V88H29ZM38 89V88H37ZM36 89V90H37ZM57 89H58V86H57ZM114 89V88H113ZM188 89V88H187ZM186 89V90H187ZM234 89V88H233ZM245 89V88H244ZM44 90V89H43ZM3 91V90H2ZM20 91V90H19ZM39 91V90H38ZM51 91V92H50ZM229 91H230V89H229ZM228 91V92H229ZM243 91H245V90H243ZM243 91H241V92H243ZM13 92V91H12ZM27 92V91H26ZM112 92V91H111ZM117 92V93H118ZM227 92V93H228ZM9 93H11V92H9ZM16 93V92H15ZM52 93V94H51ZM108 93H107V96H108ZM12 94H14V93H12ZM27 94V93H26ZM46 94H49V95H46ZM63 94V95H62ZM134 94V93H133ZM1 95H3V94H1ZM0 95V96H1ZM8 95V94H7ZM29 95V94H28ZM36 95H37V93H36ZM62 96V98H61V96ZM111 95V94H110ZM138 95V94H137ZM5 96V95H4ZM169 96V97H168ZM2 97V96H1ZM6 97V96H5ZM13 97H14V95H13ZM23 97V96H22ZM26 97V96H25ZM177 97V96H176ZM231 97V96H230ZM21 98V97H20ZM138 98V97H137ZM147 98H145V99H147ZM10 99V98H9ZM92 99V98H91ZM109 99H111V98H109ZM143 99V98H142ZM231 99V98H230ZM21 100H23V99H21ZM29 100V99H28ZM27 100V101H28ZM134 100V99H133ZM141 99H139V101H140ZM110 100H108L107 102H109ZM230 101V100H229ZM6 102H7V100H6ZM15 102V101H14ZM29 102H31V101H29ZM146 102V101H145ZM233 102H235V101H233ZM12 104V103H11ZM23 104V103H22ZM24 104H26V103H24ZM31 105H32V103H30ZM47 104V105H46ZM110 104H111V102H110ZM169 104V103H168ZM230 104V103H229ZM228 103H226L225 101L224 102H222V105H223V107L224 108H227V107H229L230 105H229ZM35 105V106H36ZM11 106V105H10ZM10 106L8 105L7 107H9L8 109H10ZM21 106V105H20ZM23 106V105H22ZM34 106V105H33ZM33 106H32V108H33ZM34 106V107H35ZM43 105H42V107H44ZM146 106V105H145ZM149 106V105H148ZM6 107V106H5ZM4 107V108H5ZM6 107V108H7ZM37 107V106H36ZM106 107H108V106H106ZM135 107V106H134ZM152 107V106H151ZM3 108V109H4ZM22 108V107H21ZM32 108H29L28 109V107L27 108H22V110H20V111H23L25 114H26V118H27V122H29V123H31L32 124V127H31V130L30 131H28V132H26L23 128H21L25 123H26V119L25 118H23V119H25L24 121L25 122H23L24 124H22L21 126H17L15 129H13L14 130V133H16V136L17 135H19V136H17V137H20V139L21 140H27V141H30L29 143H35V142H37V140H36V138H37V134H36V138H35V133H39L38 134V136L40 135H43V133L45 132V130H46V128H47V126H49L50 125V123H49V121H47V119H49V118H43L42 116H39V114L37 115V114H35V112H32V110H35V111H37L36 109H32ZM132 108H133V106H132ZM2 109V108H1ZM14 109V108H13ZM42 110H43V108H41ZM135 109V108H134ZM5 110V109H4ZM40 110V109H39ZM42 110H40V111H42ZM92 110H93V108H92ZM115 110H116V108H115ZM122 110V109H121ZM10 111V110H9ZM12 111V110H11ZM50 111V110H49ZM126 111V110H125ZM127 111H129V110H127ZM230 111V110H229ZM37 112H39V111H37ZM72 112H74V111H72ZM77 112V113H78ZM92 112V111H91ZM96 112V111H95ZM130 112H132V111H130ZM140 112V111H139ZM225 112V111H224ZM232 112V111H231ZM230 112V113H231ZM20 113H22V112H20ZM20 113H18V114H20ZM76 113V114H77ZM117 113H118V111H117ZM158 113V112H157ZM14 114V113H13ZM74 114V113H73ZM102 114H104V113H102ZM114 114V113H113ZM122 114V113H121ZM129 114V113H128ZM139 114V113H138ZM258 114V113H257ZM97 115H99L98 113H97ZM120 115V114H119ZM147 115V114H146ZM247 115V114H246ZM78 116H79V114H78ZM96 116V115H95ZM104 116V115H103ZM105 116H106V110H105ZM114 116V115H113ZM115 116H117V115H115ZM123 116H126V115H123ZM129 116V115H128ZM134 116L135 115H132V117L131 116H129V118L127 119V120H129L130 122H132V123H135L136 125H138L139 126V128H140V125H139V123L141 122H139L136 118H134ZM152 116H153V114H152ZM234 116V115H233ZM237 116V115H236ZM261 116V115H260ZM60 117V116H59ZM58 117V118H59ZM131 117V118H130ZM239 117V116H238ZM20 118V117H19ZM57 118V117H56ZM56 118H53V119H56ZM57 118V119H58ZM92 118V117H91ZM94 118V117H93ZM101 118V117H100ZM99 118V119H100ZM105 118V117H104ZM6 119V118H5ZM18 119V118H17ZM117 119V118H116ZM8 120H10V119H8ZM72 120V119H71ZM98 120V119H97ZM125 120V119H124ZM226 120H228V125L229 124H232V125H234L238 120H237V118H235V117H230L229 119H226ZM68 121V120H67ZM82 121V120H81ZM126 121V120H125ZM1 122V121H0ZM4 122V121H3ZM73 122H74V119H73ZM79 122V121H78ZM103 122V121H102ZM123 122V121H122ZM12 123V122H11ZM113 123V122H112ZM226 123V122H225ZM1 124H2V122H1ZM3 124H5V123H3ZM7 124H8V122H7ZM77 124H79V123H77ZM84 124V123H83ZM85 124H87V123H85ZM110 124H111V122H110ZM134 124V125H135ZM6 125V124H5ZM18 125H20V123H18ZM62 125V124H61ZM82 125V124H81ZM80 125V126H81ZM142 125V124H141ZM55 126V125H54ZM54 126H53V128H54ZM58 126H60V125H58ZM57 126V127H58ZM77 126V125H76ZM101 126H102V124H101ZM108 126V125H107ZM144 126V125H143ZM3 127V126H2ZM5 127V126H4ZM57 127H55V128H57ZM67 127V126H66ZM68 127H71V126H68ZM84 127H86V126H84ZM83 127V128H84ZM129 127V126H128ZM124 128L123 129V131H122V136H123V138H124V140H125V142H127V143H129V145H131V147H132V145H135L136 144V142H138V138H139V135L135 132V131H133L132 129H130V128ZM55 128L53 129V130H55ZM81 128V127H80ZM138 128V127H137ZM12 129V128H11ZM28 129V128H27ZM49 129V128H48ZM50 129H51V127H50ZM70 129V128H69ZM68 129V130H69ZM72 129H73V127H72ZM143 129V128H142ZM5 130V129H4ZM57 130V129H56ZM51 131V130H50ZM139 131V130H138ZM3 132V131H2ZM1 132V133H2ZM53 132V131H52ZM69 132V131H68ZM88 132V131H87ZM86 132V133H87ZM0 133V134H1ZM46 133H49V132H46ZM45 133V134H46ZM90 133V132H89ZM68 134V133H67ZM3 135H4V133H3ZM15 135V134H14ZM13 135V136H14ZM48 135V134H47ZM63 135H64V133H63ZM75 135V134H74ZM85 135H87V134H85ZM10 136V135H9ZM50 136L52 137V135L50 134ZM49 136V137H50ZM43 136H41V139H43L42 138ZM75 136H73V135H71V134H69V135H67L66 137H64L63 139H61V140H57L55 143H57V146H59L58 148H62L63 149V147L64 146H66L67 144H73L72 142H73V138H74ZM40 138V137H39ZM38 138V139H39ZM44 138H46V137H44ZM62 138V137H61ZM77 138V137H76ZM102 138V137H101ZM5 139V138H4ZM16 139H18V138H16ZM51 139V138H50ZM50 139H48V140H50ZM54 139H55V137H54ZM53 139V140H54ZM88 139H90V138H88ZM98 139V138H97ZM105 139V138H104ZM10 140H11V138H10ZM45 141H46V139H44ZM52 140V139H51ZM80 140V139H79ZM78 140V141H79ZM95 140H96V138H95ZM106 140V139H105ZM105 140H103V142L105 141ZM110 140V139H109ZM6 141V140H5ZM40 141V140H39ZM38 141V142H39ZM43 141V140H42ZM55 141V140H54ZM99 141V140H98ZM111 141V140H110ZM116 141V140H115ZM17 142V141H16ZM23 142V141H22ZM21 142V144H24V143H22ZM25 142V141H24ZM114 142V141H113ZM26 143V142H25ZM54 143V142H53ZM7 144V143H6ZM13 144V143H12ZM11 144V145H12ZM16 144H18V142L16 143ZM20 144V143H19ZM43 144V143H42ZM47 144V143H46ZM98 144H99V142H98ZM123 144H124V142H123ZM10 145V144H9ZM14 145V144H13ZM7 146V145H6ZM5 146V147H6ZM51 146H53L52 144H51ZM80 146V145H79ZM86 146V145H85ZM94 146V145H93ZM103 146V145H102ZM111 146V145H110ZM123 146V145H122ZM146 146V145H145ZM5 147H4V145L2 144V141H0V161H2L3 162V160H6L7 159V161L10 163L9 164V166L7 165V166H5V168L3 169L2 167H1V169H3V173L5 174V177H6V179H4V180H8L7 178H11V171H12V173H14V170L16 169V168H20V165H18V162H19V159H18V154L20 153L19 151H16V152H8L7 151V149H5ZM7 147H9V146H7ZM6 147V148H7ZM13 147V146H12ZM11 147V148H12ZM14 147H17L16 145L14 146ZM48 147V146H47ZM54 147V146H53ZM72 147V146H71ZM96 147V146H95ZM43 148H44V146H43ZM49 148H50V145H49ZM57 148V149H58ZM73 148V147H72ZM104 149H102V147H101V149L102 150H100L101 152V155H103L104 157H105V155L108 153L106 150H108V149H106L105 147H103ZM148 148H149V146H148ZM9 149V148H8ZM15 149V148H14ZM45 149V148H44ZM100 149V148H99ZM98 149V150H99ZM42 150V149H41ZM54 150H55V148H54ZM60 150V149H59ZM148 150V149H147ZM15 151V150H14ZM139 151H140V149H139ZM18 152V153H17ZM42 152H44L43 150H42ZM56 152H58V151H56ZM145 152V151H144ZM74 153V152H73ZM135 153H136V151H135ZM143 153V152H142ZM47 154V153H46ZM45 154V155H46ZM76 154V153H75ZM138 154H139V152H138ZM141 154V153H140ZM35 155H39V153H37V154H35ZM47 155H49V154H47ZM52 155V154H51ZM100 155V156H101ZM248 156V155H247ZM52 157V156H51ZM51 157H50V159H51ZM245 157V156H244ZM34 158H37L36 156L34 157ZM55 158V157H54ZM85 158V157H84ZM254 158V157H253ZM40 159V158H39ZM38 159V160H39ZM111 159V158H110ZM36 160V159H35ZM47 160H48V158H47ZM53 160V159H52ZM76 161V160H75ZM74 161V162H75ZM79 161H81V160H78V163H79ZM35 162V161H34ZM36 162H37V160H36ZM48 162H51V161H48ZM1 163V162H0ZM31 163V162H30ZM82 163V162H81ZM89 163V162H88ZM2 164V163H1ZM33 163H31V165H32ZM35 164V163H34ZM75 164V163H74ZM83 165H84V163H82ZM91 164V163H90ZM109 164V163H108ZM83 165H79L78 164V166L76 165L75 167L76 168H73V169H69L68 170V172H67V174L65 175V177L64 178H52V179H50V181H47L48 182V184H47V186H45V188H51V189H53L54 187H56V186H58V184H62V185H64V184H67V185H73L76 189H80V191L82 190V191H84L86 194H87V196H85V197H89V196H91L92 197V202L94 203V207H96V216L97 217H99V218H97V219H101V220H114V222H116L121 228L122 227H125V228H128V227H132V228H139L140 226H142L145 222H147V217L149 218V216H151V214H155L156 215V212L158 211H156V210H152V211H150V212H146V213H143V214H141V215H138V216H134L135 214H133V216H132V214L130 215V216H127V217H122V215H121V217L119 216V215H111L112 213H116V211H114V212H110V213H105V212H103L101 209H98V208H101V205L99 206L98 204L100 203H98V200H102V198L101 199H99V198H97V199H95V198H93V194H94V189H93V187H91L90 185H88V184H84V182H82V180H81V176H80V174L82 173V171H84L83 170V168L84 167H86L85 165H84V167H83ZM1 166V165H0ZM18 166V167H17ZM24 169V168H23ZM93 169V168H92ZM91 169V170H92ZM262 169H263V167H262ZM17 170V169H16ZM22 170V169H21ZM2 171V170H1ZM23 171V170H22ZM66 171H67V169H66ZM49 172V171H48ZM65 172V171H64ZM262 172H264V170L262 171ZM21 173V175H22V172H20ZM23 173H25L24 171H23ZM46 173V172H45ZM1 174V173H0ZM18 174V173H17ZM35 174V173H34ZM64 174V173H63ZM86 174V173H85ZM258 175H262V173H261V171L258 173ZM2 176V175H1ZM23 176H25L24 174H23ZM39 176V175H38ZM42 176V175H41ZM98 176V175H97ZM102 176V175H101ZM4 177V178H5ZM16 177H17V175H16ZM21 177V176H20ZM29 177V179H31L30 177H31V174H26V178L24 179V180H27V178ZM60 177V176H59ZM100 177V176H99ZM2 180H3V177H0ZM14 178V177H13ZM22 178V177H21ZM36 178V177H35ZM34 178V179H35ZM92 178V177H91ZM1 179H0V196L1 197H6V187H5V185L4 184H6V182L5 183H3V181H1ZM12 179V178H11ZM28 179V180H29ZM39 179H40V177H39ZM45 179V178H44ZM95 179V178H94ZM97 179V178H96ZM109 179V178H108ZM114 179V178H113ZM93 180V179H92ZM98 180V179H97ZM128 180V179H127ZM9 181V180H8ZM12 181V180H11ZM32 181V180H31ZM37 181H39V180H37ZM45 181H46V179H45ZM185 181V180H184ZM25 182V181H24ZM27 182V181H26ZM29 182V181H28ZM43 182V181H42ZM108 182V181H107ZM144 182V181H143ZM9 183H11V182H8L7 184H9ZM34 183V182H33ZM25 184V183H24ZM27 184V183H26ZM29 184H31V183H29ZM35 184V183H34ZM100 184V183H99ZM130 184V183H129ZM7 186V185H6ZM26 186V185H25ZM32 186V185H31ZM97 186V185H96ZM106 186V185H105ZM24 187V186H23ZM39 187V186H38ZM38 187L36 188V187H33L32 188V194H35V193H38L37 192V190L39 191V189H38ZM64 187V186H63ZM73 187V188H74ZM143 187V186H142ZM104 188V187H103ZM55 189V188H54ZM65 189V188H64ZM108 189V188H107ZM129 189V188H128ZM116 190H117V188H116ZM40 191H42V190H40ZM64 191V190H63ZM81 191V192H82ZM129 191H130V189H129ZM80 192V193H81ZM119 193L121 192V191H118ZM117 192V193H118ZM128 192V191H127ZM8 193V192H7ZM47 193V192H46ZM63 193V192H62ZM62 193H58V192H54L53 191V197H54V199H58L59 200V197L61 196V194ZM65 193V192H64ZM103 193V192H102ZM77 194V193H76ZM75 194V195H76ZM105 194V193H104ZM26 195V194H25ZM89 195V196H88ZM98 195V194H97ZM106 195H107V193H106ZM122 195V194H121ZM183 195V194H182ZM181 194L180 195H177L175 198H174V202H180V201H182L183 199H184V197H186V194H184V196H182ZM40 196V195H39ZM47 197V196H46ZM80 197V196H79ZM94 197H95V195H94ZM97 197V196H96ZM104 198V197H103ZM113 198V197H112ZM63 199V198H62ZM91 198H89V200H90ZM186 199V198H185ZM49 200V199H48ZM107 200V199H106ZM127 200V199H126ZM135 200V199H134ZM186 201V200H185ZM185 201H183V202H185ZM187 201H189L188 199H187ZM34 202V201H33ZM37 202V201H36ZM50 202V201H49ZM53 202V201H52ZM82 202H84V201H82ZM183 202H181V203H183ZM91 203V202H90ZM93 203H91V204H93ZM119 203V202H118ZM135 204V203H134ZM105 205V204H104ZM104 205L102 204V206L104 207ZM120 205V204H119ZM68 206V205H67ZM121 206V205H120ZM130 206V205H129ZM133 206H135V205H133ZM234 206H236V205H234ZM54 207V206H53ZM109 207V206H108ZM124 207V206H123ZM174 207V206H173ZM183 207V206H182ZM89 208V207H88ZM107 207L105 206V209H106ZM131 208H133V207H127L126 209H124V210H122V212L121 211H119L120 213H123V215L125 214L124 212H127V211H129ZM159 208V207H158ZM181 208V207H180ZM180 208H178V209H180ZM189 208V207H188ZM234 208V207H233ZM15 209V208H14ZM82 209V208H81ZM81 209H80V212H81ZM86 209V208H85ZM110 209H112V208H109V210ZM135 209V208H134ZM160 209H162V208H160ZM213 209V208H212ZM64 209H62V211H63ZM67 210V209H66ZM86 210H88V209H86ZM85 210V211H86ZM104 210V209H103ZM108 210V209H107ZM114 210V209H113ZM190 210V209H189ZM14 211V210H13ZM23 211V210H22ZM27 211V210H26ZM31 211H32V209H31ZM59 211V210H58ZM90 211H92V210H90ZM133 211V210H132ZM192 211H193V209H192ZM215 211V210H214ZM11 212H12V210H11ZM19 212H21V211H19ZM37 212V211H36ZM56 212V211H55ZM69 212V211H68ZM92 212H95V211H92ZM5 213H6V211H5ZM5 213H3V214H5ZM15 213H18V211L17 212H15ZM32 213V212H31ZM59 213V212H58ZM62 213V212H61ZM129 213V212H128ZM173 213V212H172ZM175 213V212H174ZM11 214V213H10ZM52 214V213H51ZM72 214V213H71ZM94 214V213H93ZM138 214V213H137ZM140 214V213H139ZM160 214V213H159ZM13 215V214H12ZM31 215V214H30ZM41 215V214H40ZM3 216V215H2ZM8 216V215H7ZM77 216V215H76ZM94 216V215H93ZM17 217V216H16ZM42 217H43V215H42ZM81 217V216H80ZM85 217V216H84ZM31 218V217H30ZM45 218V217H44ZM152 217H150V219H151ZM58 219V218H57ZM158 219V218H157ZM7 220V219H6ZM3 221V220H2ZM38 221V220H37ZM149 221V220H148ZM164 221V220H163ZM6 222V221H5ZM4 222V223H5ZM8 222V221H7ZM13 222V221H12ZM12 222H11V224H12ZM40 222V221H39ZM70 222V221H69ZM100 222V221H99ZM19 223V222H18ZM18 223H15V224H18ZM85 223V222H84ZM108 223V222H107ZM29 224V223H28ZM31 224V223H30ZM36 224V223H35ZM58 224V223H57ZM7 225V224H6ZM33 225H34V223H33ZM87 225V224H86ZM46 226V225H45ZM60 226V225H59ZM73 226V225H72ZM98 226V225H97ZM107 226V225H106ZM1 227H2V225H1ZM37 227V226H36ZM52 227V226H51ZM2 228H4V227H2ZM8 227L6 226V229H7ZM12 228H14V227H11V228H8V229H10V230H12ZM21 228V227H20ZM24 228V227H23ZM22 228V229H23ZM29 228H31V227H29ZM28 228V230H30ZM47 228V227H46ZM49 228V227H48ZM58 228V227H57ZM1 229V228H0ZM22 229H20V230H22ZM37 229V228H36ZM40 229H41V227H40ZM67 229V228H66ZM70 229V228H69ZM9 230V231H10ZM15 230H16V232H17V230L18 229H16L15 228ZM24 230H25V228H24ZM50 230V229H49ZM65 230V229H64ZM80 230V229H79ZM83 230V229H82ZM95 230V229H94ZM13 231V230H12ZM19 231V230H18ZM35 231V230H34ZM34 231H32V230H30L28 233H29V236H31L30 238H32V236L33 235H35L36 234V232H34ZM55 231V230H54ZM89 231V230H88ZM99 231V230H98ZM131 231V230H130ZM145 231V230H144ZM143 231V232H144ZM3 232V231H2ZM8 232V231H7ZM15 232V231H14ZM21 232H23V230L22 231H20L19 233L21 234V235H23L24 236V234H22ZM38 232H40V231H38ZM126 232H128V231H126ZM8 233H10L11 234V232H8ZM25 233V232H24ZM44 233H45V231H44ZM43 233V234H44ZM78 233V232H77ZM108 233V232H107ZM111 233V232H110ZM4 235H6L5 234V232L3 233ZM14 234V233H13ZM19 234V235H20ZM50 234H52V232L50 233ZM91 234V233H90ZM97 234V233H96ZM100 234V233H99ZM119 234V233H118ZM134 234V233H133ZM39 235V234H38ZM45 235L46 234H44L43 236L45 237ZM67 235H69V234H67ZM71 235V234H70ZM75 235H77V234H75ZM80 235V234H79ZM84 235V234H83ZM1 236V235H0ZM8 236V235H7ZM10 236H12V234L10 235ZM28 236V235H27ZM29 236L27 237L28 239H29ZM36 236V235H35ZM34 236V237H35ZM50 236H52V235H50ZM62 236V235H61ZM64 236V235H63ZM91 236V235H90ZM124 236V235H123ZM18 237V236H17ZM53 237H54V233H53ZM60 237V236H59ZM66 237H68V236H66ZM106 237V236H105ZM122 237V236H121ZM3 238V237H2ZM13 238V237H12ZM22 238H24L25 239V237H21V240H22ZM26 238V240L25 241H23V243L25 242V245H26V248L28 247V251H30V253L31 252H33L32 254H34V255H36L37 253H38V251L41 249L42 250V248L44 249V251H45V248L46 247H42L41 245H40V243H37V241H46L45 239L44 240H37L36 241V243H35V240H36V238L34 239V242L32 241V239H30L31 240V242L28 240ZM37 238H39L38 236H37ZM46 238V237H45ZM51 238V237H50ZM56 238H58V237H56ZM90 238V237H89ZM108 238H110V237H108ZM108 238H107V240H108ZM116 238V237H115ZM131 238V237H130ZM4 239V238H3ZM65 239V238H64ZM71 239V238H70ZM73 239V238H72ZM124 239V238H123ZM12 240V239H11ZM49 240V239H48ZM55 240V239H54ZM59 241H61L62 240V238H61V240H60V238L58 239ZM58 240H56V241H58ZM68 240V239H67ZM67 240H66V242H67ZM17 241H18V239H17ZM22 241H20L19 243H21ZM52 241V243H54L53 242V239L51 240ZM70 241V240H69ZM74 241V240H73ZM114 241V240H113ZM41 242V243H42ZM43 242V243H44ZM109 242V241H108ZM130 242V241H129ZM132 242H133V240H132ZM140 242V241H139ZM42 243V244H43ZM68 243V242H67ZM105 243V242H104ZM113 243V242H112ZM46 244V243H45ZM59 244V243H58ZM85 244V243H84ZM131 244V243H130ZM138 244V243H137ZM24 245V244H23ZM48 245V244H47ZM50 245V244H49ZM117 245V244H116ZM43 246H45L44 244H43ZM61 246V245H60ZM69 246V245H68ZM75 246V245H74ZM94 246V245H93ZM138 246V245H137ZM89 247V246H88ZM21 248V247H20ZM55 248V247H54ZM117 248V247H116ZM6 249V248H5ZM9 248H7V250H8ZM15 249V248H14ZM21 249H23V248H21ZM25 249V248H24ZM48 249V248H47ZM53 249V248H52ZM57 249V248H56ZM92 249V248H91ZM106 249V248H105ZM108 249V248H107ZM121 249H123V248H121ZM121 249H120V251H121ZM0 250H1V248H0ZM26 250V249H25ZM25 250H22V251H25ZM27 250H26V252H27ZM94 250V249H93ZM147 250V249H146ZM3 251V250H2ZM10 251V250H9ZM13 251V250H12ZM51 251V250H50ZM54 251V250H53ZM58 251H60V250H58ZM97 251V250H96ZM114 251V250H113ZM131 251V250H130ZM11 252V251H10ZM13 252H15V251H13ZM12 252V253H13ZM25 252V253H26ZM42 252V251H41ZM46 252H47V250H46ZM6 253V252H5ZM40 253V252H39ZM20 254H22V252H20ZM44 253L42 252V255H43ZM47 254V253H46ZM63 254V253H62ZM122 254V253H121ZM26 255V254H25ZM41 255V256H42ZM45 255V254H44ZM55 255V254H54ZM99 255L100 254H98V256L97 257H99ZM104 255V254H103ZM241 255H243V257L244 258H246V257H249V252H248V250L247 249H245V250H243L242 251V253H241ZM1 256H3V254L1 255ZM18 256V255H17ZM32 256V255H31ZM85 256V255H84ZM90 256V255H89ZM88 256V257H89ZM95 256V255H94ZM104 256H107V255H104ZM128 256V255H127ZM5 257V256H4ZM15 257V256H14ZM30 257V256H29ZM29 257H27V258H29ZM40 257V256H39ZM38 257V258H39ZM86 257V256H85ZM103 257V256H102ZM24 258V257H23ZM26 258V257H25ZM94 258V257H93ZM111 258V257H110ZM114 258H118V257H114ZM147 258V257H146ZM12 259V261H14V259L13 258H11ZM17 259H18V257H17ZM31 259V258H30ZM29 259V260H30ZM56 259V258H55ZM90 259V258H89ZM112 259V258H111ZM118 259H120V258H118ZM117 259V260H118ZM165 259V258H164ZM163 259V260H164ZM175 259V258H174ZM25 260V259H24ZM47 260V259H46ZM45 260V261H46ZM58 260V259H57ZM87 260V259H86ZM98 260V259H97ZM144 260V259H143ZM142 260V261H143ZM11 260H9V262H10ZM23 261V260H22ZM31 261V260H30ZM35 261V260H34ZM65 261V260H64ZM111 260H108V262L111 264V262H110ZM114 261H116V260H114ZM137 261V260H136ZM149 261V260H148ZM6 261H0V264H6L5 263ZM118 262V261H117ZM117 262H112V264L114 263V264H121V262L120 263H117ZM131 262V261H130ZM170 262V261H169ZM13 263V262H12ZM21 263V262H20ZM27 263V262H26ZM32 263V262H31ZM45 263V262H44ZM104 263V262H103ZM106 263V262H105ZM157 263L158 264H165L164 262H159V261H157ZM167 263V262H166ZM173 263H174V261H173ZM61 264V263H60ZM123 264V263H122ZM141 264V263H140ZM169 264V263H168ZM183 264V263H182Z\"/></svg>",
  "mask_w": 264,
  "mask_h": 264
}]
</instances>
